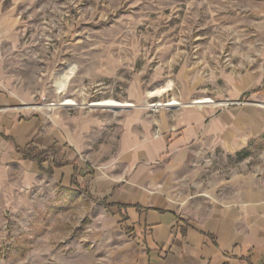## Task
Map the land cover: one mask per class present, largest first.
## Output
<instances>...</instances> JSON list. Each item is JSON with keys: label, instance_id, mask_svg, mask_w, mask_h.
I'll return each mask as SVG.
<instances>
[{"label": "rangeland", "instance_id": "rangeland-1", "mask_svg": "<svg viewBox=\"0 0 264 264\" xmlns=\"http://www.w3.org/2000/svg\"><path fill=\"white\" fill-rule=\"evenodd\" d=\"M0 93L29 111L66 114L94 168L116 160L124 135L157 136L160 115L252 109L264 119V0H0ZM203 98L212 104H192ZM67 100L75 105L59 106ZM102 100L134 107L88 106ZM185 172L175 201L220 202L238 176L264 179V134L232 153L201 147ZM18 173L0 169V264H121L132 255L85 186H24Z\"/></svg>", "mask_w": 264, "mask_h": 264}, {"label": "crops", "instance_id": "crops-1", "mask_svg": "<svg viewBox=\"0 0 264 264\" xmlns=\"http://www.w3.org/2000/svg\"><path fill=\"white\" fill-rule=\"evenodd\" d=\"M14 98L0 93V169L18 168L24 186L45 178L65 189L85 186L127 235L133 252L121 264H264L263 178L238 176L232 195L207 206L173 197L185 193L197 149L215 144L232 153L264 134L255 110L217 115L189 107L160 115L157 136L124 135L116 160L94 168L66 114L29 111Z\"/></svg>", "mask_w": 264, "mask_h": 264}, {"label": "bare ground", "instance_id": "bare-ground-1", "mask_svg": "<svg viewBox=\"0 0 264 264\" xmlns=\"http://www.w3.org/2000/svg\"><path fill=\"white\" fill-rule=\"evenodd\" d=\"M71 102H72L71 100H69V101L67 100L64 103L68 105ZM207 102H208L207 99L203 98V100H196V101L192 102V104H195V105L199 106L200 104L207 103ZM61 105H63V104H61ZM174 105H177L176 101H170V102H168L166 104H162V103L153 104V105H150L148 107H150L152 109H158L159 106H161V107H174ZM88 106L91 107V108H99L100 107V108H104L106 110L107 109L108 110L109 109L110 110H127V109H129L131 107H134L131 103L118 102V101H115V100L114 101H112V100H102V101H99V102H96V103H91Z\"/></svg>", "mask_w": 264, "mask_h": 264}, {"label": "built area", "instance_id": "built-area-1", "mask_svg": "<svg viewBox=\"0 0 264 264\" xmlns=\"http://www.w3.org/2000/svg\"><path fill=\"white\" fill-rule=\"evenodd\" d=\"M207 103H203V104H200V105H205V104H212V101L211 100H209V99H207ZM65 102V101H64ZM61 103V104H63V105H59V106H61V107H72V106H74L75 104L73 103V102H71V103H69L68 105L67 104H65V103ZM43 107H45V108H47V110L50 108V107H54V105L53 104H47V105H44ZM40 108V106L39 107H37V105L35 106V107H33V109H39Z\"/></svg>", "mask_w": 264, "mask_h": 264}]
</instances>
